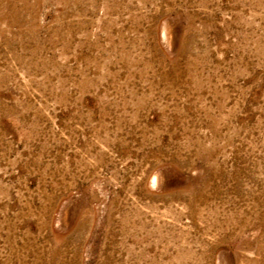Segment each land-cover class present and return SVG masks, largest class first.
Segmentation results:
<instances>
[{"label":"rangeland","instance_id":"374dc122","mask_svg":"<svg viewBox=\"0 0 264 264\" xmlns=\"http://www.w3.org/2000/svg\"><path fill=\"white\" fill-rule=\"evenodd\" d=\"M0 264H264V0H0Z\"/></svg>","mask_w":264,"mask_h":264}]
</instances>
